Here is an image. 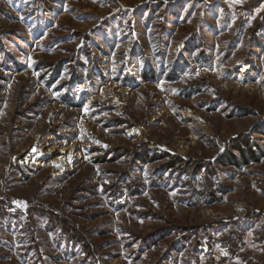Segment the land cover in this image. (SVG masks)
Returning <instances> with one entry per match:
<instances>
[{
  "label": "rangeland",
  "instance_id": "rangeland-1",
  "mask_svg": "<svg viewBox=\"0 0 264 264\" xmlns=\"http://www.w3.org/2000/svg\"><path fill=\"white\" fill-rule=\"evenodd\" d=\"M0 264H264V0H0Z\"/></svg>",
  "mask_w": 264,
  "mask_h": 264
},
{
  "label": "trees",
  "instance_id": "trees-1",
  "mask_svg": "<svg viewBox=\"0 0 264 264\" xmlns=\"http://www.w3.org/2000/svg\"><path fill=\"white\" fill-rule=\"evenodd\" d=\"M143 76H149V73L148 72H146V73H143ZM244 144H246L245 142H244ZM246 146H248V144H246ZM245 150L246 149H244L243 147H238V151L241 153V155H242V157L246 154V152H245ZM247 150L249 151L248 153V155H253V153H254V151H252V149L251 148H247ZM234 156H232V158H233ZM232 160V159H231Z\"/></svg>",
  "mask_w": 264,
  "mask_h": 264
}]
</instances>
